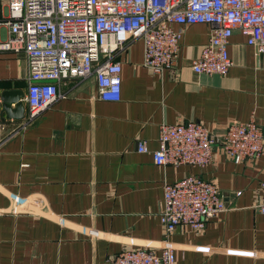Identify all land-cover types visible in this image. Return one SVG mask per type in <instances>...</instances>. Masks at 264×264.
<instances>
[{"label": "crops", "instance_id": "crops-1", "mask_svg": "<svg viewBox=\"0 0 264 264\" xmlns=\"http://www.w3.org/2000/svg\"><path fill=\"white\" fill-rule=\"evenodd\" d=\"M5 19L0 0V43L9 37ZM180 27L172 69L142 66V41L131 39L111 55L120 64L118 101L98 98L92 74L63 79L61 96L31 119L23 100L24 55L0 49V98L16 91L23 106L22 118H7L0 100V264H110L123 248L158 252L162 184L189 175L213 181L226 209L198 233L174 228L167 239L175 264H264V214L254 207L264 183V149L234 163L213 148L203 167L156 165L149 152L136 150L138 141L158 147L162 123L193 121L219 134L251 118L264 130L261 55L234 30L227 72L196 74L190 61L210 26ZM23 199L31 202L29 212L15 211L14 200Z\"/></svg>", "mask_w": 264, "mask_h": 264}, {"label": "built area", "instance_id": "built-area-1", "mask_svg": "<svg viewBox=\"0 0 264 264\" xmlns=\"http://www.w3.org/2000/svg\"><path fill=\"white\" fill-rule=\"evenodd\" d=\"M3 24L9 37L0 49L22 52L26 63V119L47 108L61 94L58 82L92 74L102 101L120 99V64L111 59L131 40L142 41L145 68L160 73L172 69L184 25L210 26L207 41L191 59L196 74L224 75L231 61L228 38L234 30L245 37L264 60V0H2ZM0 128L2 126L0 125ZM158 147L149 150L136 142V150L149 152L156 165L210 163L213 148L234 163L258 157L264 149V130L253 119L228 124L219 134L197 122L162 123ZM255 209L264 214V183ZM239 192H235L238 194ZM30 201L14 200V210L29 212ZM226 209L215 183L198 176H185L162 184L158 220L164 237L158 252L123 248L110 264H175L174 247L167 239L174 228L188 226L195 233L205 222ZM90 236H97L89 230Z\"/></svg>", "mask_w": 264, "mask_h": 264}, {"label": "water", "instance_id": "water-1", "mask_svg": "<svg viewBox=\"0 0 264 264\" xmlns=\"http://www.w3.org/2000/svg\"><path fill=\"white\" fill-rule=\"evenodd\" d=\"M19 95L16 91H5L1 93V105L4 111L5 117L7 118H22L23 106L20 101H18ZM11 103L13 106L11 107Z\"/></svg>", "mask_w": 264, "mask_h": 264}]
</instances>
